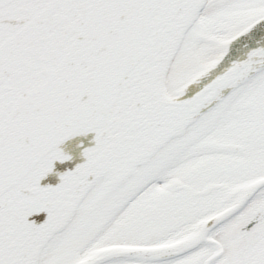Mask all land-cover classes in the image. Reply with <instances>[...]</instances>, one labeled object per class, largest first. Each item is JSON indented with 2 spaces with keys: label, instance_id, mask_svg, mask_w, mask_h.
<instances>
[{
  "label": "snow or ice",
  "instance_id": "1",
  "mask_svg": "<svg viewBox=\"0 0 264 264\" xmlns=\"http://www.w3.org/2000/svg\"><path fill=\"white\" fill-rule=\"evenodd\" d=\"M0 264H264V0H0Z\"/></svg>",
  "mask_w": 264,
  "mask_h": 264
}]
</instances>
